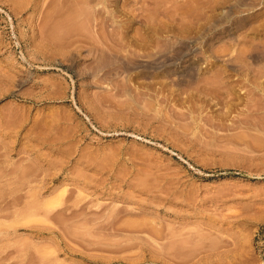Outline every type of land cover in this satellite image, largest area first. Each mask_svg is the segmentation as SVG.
Returning a JSON list of instances; mask_svg holds the SVG:
<instances>
[{"label":"rangeland","instance_id":"obj_1","mask_svg":"<svg viewBox=\"0 0 264 264\" xmlns=\"http://www.w3.org/2000/svg\"><path fill=\"white\" fill-rule=\"evenodd\" d=\"M0 264H264V0H0Z\"/></svg>","mask_w":264,"mask_h":264}]
</instances>
